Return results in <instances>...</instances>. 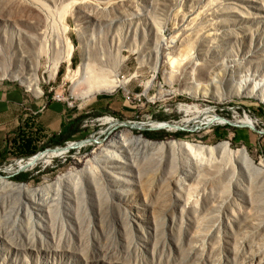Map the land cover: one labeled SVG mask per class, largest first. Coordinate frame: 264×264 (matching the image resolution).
Returning <instances> with one entry per match:
<instances>
[{"label": "rangeland", "instance_id": "obj_1", "mask_svg": "<svg viewBox=\"0 0 264 264\" xmlns=\"http://www.w3.org/2000/svg\"><path fill=\"white\" fill-rule=\"evenodd\" d=\"M100 67L127 82L96 92L83 78ZM14 74L82 116L38 152L90 143L25 181L19 158L0 161L28 193L0 192V264H264V0H0V84L37 96ZM124 128L205 150L98 159ZM56 182L61 202L34 212L30 195Z\"/></svg>", "mask_w": 264, "mask_h": 264}, {"label": "bare ground", "instance_id": "obj_2", "mask_svg": "<svg viewBox=\"0 0 264 264\" xmlns=\"http://www.w3.org/2000/svg\"><path fill=\"white\" fill-rule=\"evenodd\" d=\"M11 77L14 79H18L22 84H26V87L28 89H30L31 91H33L35 94H42L41 88H40L38 82L36 81V79L34 81L29 80L27 77L19 76L18 74H14ZM83 80L89 81L90 88H93L96 92L112 91L115 87L123 86L127 82V80L125 78L117 79L116 77H114L113 73L109 69L101 68V67L98 70L93 71V73L91 75L84 77ZM242 92H244V90ZM256 96H258V95H256ZM188 109H189V107H188ZM207 117L208 116L205 117L206 120H207ZM106 118H108V117H106ZM105 120H107V119H105ZM183 122H184V120H183ZM126 123H128V122H126ZM238 123L253 126V121L250 120L247 116H243L238 121ZM156 125L164 126V127L167 126L168 128L169 127L175 128V126H176L175 123H174V125H172V124H166L164 122H162V123L156 122ZM121 127H122V125H121ZM88 143H90V141L87 139L80 141V142L77 141V143L70 141L64 147H58L55 150H47V151L38 153L35 156L28 158L27 160L17 161V164H18V166H23V165L27 164L30 167V166L35 165L36 163H38L39 161H42V160L44 162H48L49 158L52 156H56V155L66 153L72 147H75V146L80 147V146H83V145L88 144ZM96 144L101 145L100 146L101 148L99 149L98 153L96 154V157L98 159L102 158V160L107 159L109 161H122V158H125L126 160H129V162L133 166L138 164V161H139L138 157L140 156V154H142L144 156H146V155L148 156L151 154L161 153L164 151H167V152L173 154L176 151H182L183 152L185 150L194 151L195 149L196 150L198 149V151L201 152L200 150H202V149L205 150L204 146L194 145L188 141H173V140L172 141H152V140H149L147 138H144L142 135L135 136L132 130L125 129V128L117 130V131H113L111 134L108 135V137L106 139L95 142V145ZM207 149L210 152H212V150L214 148L207 146ZM240 159L242 160V163L244 164V167L247 170L253 171L254 173L261 172V169L255 168L253 161L251 160V158L248 156V154L246 152L242 153V156L240 157ZM51 188H52V191L50 193L49 190ZM22 189H24V187L21 184H17V183L8 181L5 178L0 176V192H2V191H4V192H16V195H22L24 193L23 194L24 198L27 200L28 199V193H27V191L22 193ZM45 189H46V191H40L39 193L35 192V193H32L30 195L32 197V199L34 200V202L36 203V207H34V209H33L34 212H36V213L40 209H43V208H46L50 212L51 207H53L55 203L61 202V200H60L61 192H60V183L59 182H56L53 185L46 186ZM26 205L27 204H25L23 213L29 211V208Z\"/></svg>", "mask_w": 264, "mask_h": 264}, {"label": "crops", "instance_id": "obj_3", "mask_svg": "<svg viewBox=\"0 0 264 264\" xmlns=\"http://www.w3.org/2000/svg\"><path fill=\"white\" fill-rule=\"evenodd\" d=\"M35 95L19 85L0 84V161L33 156L63 128L67 130L65 140L81 133L82 119L75 122L80 114L63 103ZM103 103L97 99L92 106Z\"/></svg>", "mask_w": 264, "mask_h": 264}, {"label": "trees", "instance_id": "obj_4", "mask_svg": "<svg viewBox=\"0 0 264 264\" xmlns=\"http://www.w3.org/2000/svg\"><path fill=\"white\" fill-rule=\"evenodd\" d=\"M80 119H82V116L75 119V122H79ZM66 132H67L66 128H63V130L60 132V134H53V136L49 140V145H58V144H61L63 141H65L63 135ZM142 134L145 135L146 137H149V138L157 137V136L151 135L149 133V131H143ZM14 179H19V180L25 181V180H27V175L25 173L20 172V173H18V175H16L14 177Z\"/></svg>", "mask_w": 264, "mask_h": 264}, {"label": "water", "instance_id": "obj_5", "mask_svg": "<svg viewBox=\"0 0 264 264\" xmlns=\"http://www.w3.org/2000/svg\"><path fill=\"white\" fill-rule=\"evenodd\" d=\"M242 125H244V124H242ZM55 149H57V148H55ZM55 149H54V150H55ZM38 153H40V152H38ZM38 153H36V154H38ZM28 167H29V166H28L27 164H26V165H23V166H19L16 172L23 171V170H25V169L28 168Z\"/></svg>", "mask_w": 264, "mask_h": 264}, {"label": "built area", "instance_id": "obj_6", "mask_svg": "<svg viewBox=\"0 0 264 264\" xmlns=\"http://www.w3.org/2000/svg\"><path fill=\"white\" fill-rule=\"evenodd\" d=\"M68 105L69 106H72V103L71 102H68ZM24 159L23 158H21V159H18L17 161H23Z\"/></svg>", "mask_w": 264, "mask_h": 264}]
</instances>
